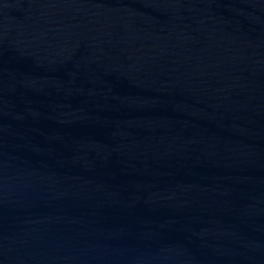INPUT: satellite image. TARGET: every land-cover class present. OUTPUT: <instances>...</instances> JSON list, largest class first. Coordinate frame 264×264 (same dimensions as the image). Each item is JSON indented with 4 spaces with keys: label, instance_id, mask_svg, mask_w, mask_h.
I'll return each mask as SVG.
<instances>
[{
    "label": "water",
    "instance_id": "1",
    "mask_svg": "<svg viewBox=\"0 0 264 264\" xmlns=\"http://www.w3.org/2000/svg\"><path fill=\"white\" fill-rule=\"evenodd\" d=\"M0 264H264V0H0Z\"/></svg>",
    "mask_w": 264,
    "mask_h": 264
}]
</instances>
